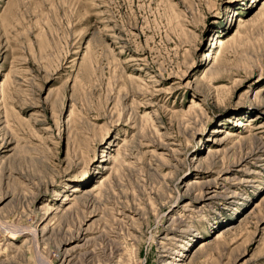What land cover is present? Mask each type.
Returning a JSON list of instances; mask_svg holds the SVG:
<instances>
[{"label":"rangeland","instance_id":"374dc122","mask_svg":"<svg viewBox=\"0 0 264 264\" xmlns=\"http://www.w3.org/2000/svg\"><path fill=\"white\" fill-rule=\"evenodd\" d=\"M0 214V264H264V0H0Z\"/></svg>","mask_w":264,"mask_h":264},{"label":"bare ground","instance_id":"6f19581e","mask_svg":"<svg viewBox=\"0 0 264 264\" xmlns=\"http://www.w3.org/2000/svg\"><path fill=\"white\" fill-rule=\"evenodd\" d=\"M210 153H213V151H209V154ZM211 155V154H210ZM197 167H199V165H197ZM221 177H224V175L223 174H221ZM191 183V182H190ZM191 185H195V186H191ZM198 185H200V183L199 182H197V181H195L194 180V182H192L191 184H188V185H185L183 188H182V190L184 189V193L186 194V195H188V196H191L192 195V193L196 190V188L198 187ZM76 191H78V190H74V192H76ZM89 194V193H88ZM179 194L181 195V192L179 191ZM89 195H92V193H90ZM88 198V197H87ZM196 198V197H195ZM76 199V201H78L79 200V198L77 197V196H75L74 198H73V200H75ZM90 199V198H89ZM192 200L193 199H191L190 201H188L187 202V204H185V206H184V208H187V207H189L190 206V204H191V202H192ZM95 201V200H94ZM45 208V207H44ZM72 209H73V207H69L68 209H63V210H61V211H58V213L60 214V217H59V219H57V221L58 220H61L62 221V218L65 216V215H67V214H70L71 213V211H72ZM48 210V209H47ZM52 210V209H51ZM49 211V210H48ZM57 213V214H58ZM44 214V213H43ZM48 216V215H47ZM123 217L124 218H127L126 216H124L123 215ZM55 218H57V216L55 215ZM84 231V230H83ZM0 234H4L5 235V237H8V240L5 242V241H3L4 243L1 245L0 244V251H3V249H5L4 247H6V249L7 248H10V247H12V246H14L15 247V243H13V241L12 240H14V239H19L18 237L19 236H23L24 237V243H23V245L21 246L22 248H20V247H16V253L18 254V253H20L19 255H21V254H24V249H25V245H34L35 247H36V250L37 249H39L38 248V244L40 243V241L38 240V239H40L39 238V235L41 234V237H46L48 234H47V230H42L41 231V233L40 232H38L37 230H35V229H30V228H25V227H21V226H18V225H11V224H9V223H7V222H5L3 219H2V217H1V214H0ZM18 236V237H17ZM81 236V235H80ZM79 237V236H78ZM42 239V238H41ZM86 241H88V240H86ZM2 242V241H1ZM44 242V241H43ZM89 242H87V244H88ZM90 244V243H89ZM84 245V244H83ZM81 246V245H80ZM34 247V248H35ZM83 247V246H82ZM20 248V249H19ZM81 248V247H80ZM79 249V248H78ZM77 249V250H78ZM8 250V249H7ZM83 250V249H82ZM38 251V250H37ZM4 252V251H3ZM7 252V251H6ZM14 254H15V252H13ZM75 250L73 249H69V250H67L66 251V256H65V258H64V261H63V263L62 264H70V262L71 261H69V259H71L72 260V258L74 257V255H75ZM78 253V252H77ZM93 253V252H92ZM91 253V254H92ZM176 254H180V252H178V253H176ZM14 256H17V255H14ZM41 256V255H40ZM62 256V255H61ZM64 256V255H63ZM18 257V256H17ZM44 257H39V259H43ZM68 258V259H67ZM75 258V257H74ZM43 261V260H42ZM61 261V260H60ZM76 261V260H75ZM44 262V261H43ZM41 263V262H40ZM42 264V263H41ZM163 264H171L169 261H166L165 263H163Z\"/></svg>","mask_w":264,"mask_h":264}]
</instances>
